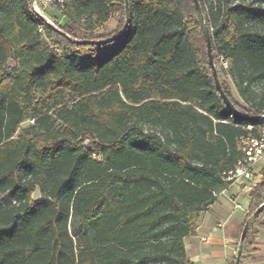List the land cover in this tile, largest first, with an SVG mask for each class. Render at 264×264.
Segmentation results:
<instances>
[{
    "label": "trees",
    "instance_id": "obj_1",
    "mask_svg": "<svg viewBox=\"0 0 264 264\" xmlns=\"http://www.w3.org/2000/svg\"><path fill=\"white\" fill-rule=\"evenodd\" d=\"M198 1L243 117L215 87L193 0H64L63 24L0 0V264L187 262L183 240L231 185L239 137L264 124L247 118L264 111V0ZM248 196L244 222L264 169ZM72 217L90 236L72 234Z\"/></svg>",
    "mask_w": 264,
    "mask_h": 264
},
{
    "label": "crops",
    "instance_id": "obj_2",
    "mask_svg": "<svg viewBox=\"0 0 264 264\" xmlns=\"http://www.w3.org/2000/svg\"><path fill=\"white\" fill-rule=\"evenodd\" d=\"M57 10L59 9H54L51 5H46L42 8V13L46 19H52L55 21L54 18H58V13L56 12ZM114 18L111 17L107 21L109 22L111 20V28H115L116 26V20ZM219 194H222L224 198H220L221 196L218 197L217 195L218 198H216L215 202L210 204L204 211L201 212L196 221V227L183 240L186 259L192 264H221L217 261V258L224 254V252L219 249L221 248L222 239L217 233H215L213 228L214 225H221L219 221L217 219H213V217L216 218L218 216L217 214L221 211V207L223 206V203H225V199L231 198L230 196L227 198V196L224 195L225 191L220 192ZM246 211L247 209H245V213ZM262 222L264 223V221ZM234 223L228 228V230L225 231L227 235V239L225 241L229 244H231L233 239L232 229L234 228ZM242 256L243 258L241 264H244L245 262V264H264V225L257 229V237L255 238L254 243L251 245L249 250L242 254Z\"/></svg>",
    "mask_w": 264,
    "mask_h": 264
},
{
    "label": "rangeland",
    "instance_id": "obj_3",
    "mask_svg": "<svg viewBox=\"0 0 264 264\" xmlns=\"http://www.w3.org/2000/svg\"><path fill=\"white\" fill-rule=\"evenodd\" d=\"M31 5H32V0H31ZM53 8L59 9L56 11L58 13V18H54L55 21L52 19H51L52 21L48 20L46 18L45 19L47 21H49L50 23L55 22L58 24H63L64 22H66V20H67L66 16H64L62 14L60 8H57L55 6ZM41 14L43 15L42 11H41ZM112 17L113 18L115 17L114 19L116 20V24H117V21L119 18L118 15L116 14V15H113ZM110 22H111V20L109 22H107V24L105 26H103L101 29H98L95 32V34H104V33H107L109 31L113 30L114 28H111ZM14 63L15 62L13 60L8 61V65H10V66L14 65ZM222 64L226 68L229 67L228 61H223ZM225 80H226L225 81L226 86L228 87V90L231 93V95L233 96V98L241 103L242 98L239 95V93L237 92V89L235 87V83H234L233 79L231 78V76L228 75V77ZM253 86H254L253 87L254 89H259V87H260V85H253ZM27 123L28 122L22 123L21 127L25 126ZM18 132H19V130L16 132V134ZM263 169H264V154L261 156V158L259 159V161L255 165V173H254L253 182L257 183L258 181L261 180V176H258V173L261 174ZM224 195H226L227 198H228V196H230L231 199H225V203H223V206L221 207V211L217 214L218 216L216 218L213 217V219H217L221 225V226H217V225L213 226L215 233H217L220 236V238L222 239L221 248H219V249H221L224 252V254L217 258V261H219L221 264L228 263L231 260L235 261V259H233V258L236 254L238 242L240 240L241 232H242L243 226L245 224L244 221L246 219L245 209H247L248 205H249L248 191L245 188H243V185H239L237 183L231 184L229 186V188L225 190ZM219 196H221L220 198H224L222 194H218V197ZM34 197H35V195H34ZM235 203H239L241 205V208H235ZM262 221H264V216L262 217ZM233 223H234V228L232 229V236H233L232 238L233 239H232V242H231L232 245H231L229 243H226V241H225L227 239V235H226L225 231L228 230V228L231 227ZM70 229H71L72 234L78 233V234H86L87 236H90V232L80 223V221L77 218H74V217L71 218ZM231 247H232V253H231ZM188 262H190V261L187 260V262L185 261L184 264H188Z\"/></svg>",
    "mask_w": 264,
    "mask_h": 264
},
{
    "label": "built area",
    "instance_id": "obj_4",
    "mask_svg": "<svg viewBox=\"0 0 264 264\" xmlns=\"http://www.w3.org/2000/svg\"><path fill=\"white\" fill-rule=\"evenodd\" d=\"M63 3L64 0H32V8L35 12L41 13L42 8L46 5L54 4L55 7L61 8ZM261 115H264V111ZM253 129V126H248L246 134L239 137L238 149L242 156L238 159L235 167L224 174L225 180L231 181V184L243 185V188L248 192L256 184L253 182L255 165L264 154V124L255 128L257 135L253 134ZM258 176L261 174L258 173ZM235 207L241 208V205L235 203Z\"/></svg>",
    "mask_w": 264,
    "mask_h": 264
},
{
    "label": "water",
    "instance_id": "obj_5",
    "mask_svg": "<svg viewBox=\"0 0 264 264\" xmlns=\"http://www.w3.org/2000/svg\"><path fill=\"white\" fill-rule=\"evenodd\" d=\"M193 1H194V4H195V8H196V11H197V15H198L200 24H201L203 32H204L206 45H207L208 61H209V64L211 66V69H212V74H213V77H214L215 87H216L217 91L219 92L224 104L230 110V112L232 114L236 115V116L243 117L242 113H240V111L236 108V106L233 104V102L230 100V98L226 95V93L223 91V89H222V87L220 85V82H219V79H218V75H217V70H216V67H215L214 61H213V54H212V49H211L210 35H209L208 28L206 26V23L204 21L203 12H202V9H201L199 1L198 0H193ZM125 11H126V16H127L128 15L127 2H126ZM36 13L39 16H41L42 18L45 19V17L41 13H39V12H36ZM125 26H126V23H125ZM123 30H122V32H123ZM112 39H114V38H110V39H106V40H97V39L85 40V42H89V43H104V42L110 41ZM247 118L250 119V120L262 121L264 119V115L260 114V115H255V116H247ZM263 207H264V202H262L258 206V208L255 210V212L246 220V222H245V224L243 226L242 232H241L240 240L238 242V246H237V250H236V254H235L234 264H239L240 256H241V252H242L243 241H244V238H245L246 231H247L249 223L253 220V218L258 213L261 212Z\"/></svg>",
    "mask_w": 264,
    "mask_h": 264
}]
</instances>
